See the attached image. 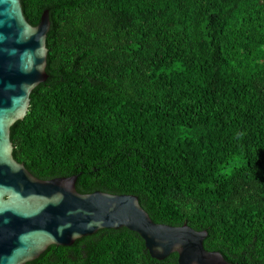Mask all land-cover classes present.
Returning a JSON list of instances; mask_svg holds the SVG:
<instances>
[{"label": "trees", "instance_id": "trees-1", "mask_svg": "<svg viewBox=\"0 0 264 264\" xmlns=\"http://www.w3.org/2000/svg\"><path fill=\"white\" fill-rule=\"evenodd\" d=\"M49 10L48 79L11 128L36 177L131 194L156 223L208 231L264 264V0H21ZM26 264H179L128 228L51 245Z\"/></svg>", "mask_w": 264, "mask_h": 264}, {"label": "water", "instance_id": "water-1", "mask_svg": "<svg viewBox=\"0 0 264 264\" xmlns=\"http://www.w3.org/2000/svg\"><path fill=\"white\" fill-rule=\"evenodd\" d=\"M50 28L49 10L33 26L21 0H0V264H26L51 245L72 246L101 229L121 228L137 232L158 260L178 253L179 264H233L205 248L208 231L156 223L136 195L83 194L77 175L40 179L15 159L11 128L49 77Z\"/></svg>", "mask_w": 264, "mask_h": 264}]
</instances>
